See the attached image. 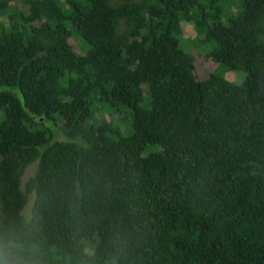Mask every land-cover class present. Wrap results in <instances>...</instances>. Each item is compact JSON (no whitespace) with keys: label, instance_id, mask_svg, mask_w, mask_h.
Returning a JSON list of instances; mask_svg holds the SVG:
<instances>
[{"label":"trees","instance_id":"trees-1","mask_svg":"<svg viewBox=\"0 0 264 264\" xmlns=\"http://www.w3.org/2000/svg\"><path fill=\"white\" fill-rule=\"evenodd\" d=\"M0 223L44 264H264V0H0Z\"/></svg>","mask_w":264,"mask_h":264},{"label":"rangeland","instance_id":"rangeland-1","mask_svg":"<svg viewBox=\"0 0 264 264\" xmlns=\"http://www.w3.org/2000/svg\"><path fill=\"white\" fill-rule=\"evenodd\" d=\"M183 26V35L181 43L186 47L190 54L194 58V69L192 75L195 80H202L209 73H211L217 66L216 62L209 56L208 52L210 50L209 46L202 45L199 40L196 38V31L191 22H182ZM69 42L73 45L76 52L81 53L79 48V42L76 38L71 37ZM226 78L236 83L241 82L245 78V73H237L234 71H227L225 74ZM98 114L102 115L104 118L111 119L117 124L123 133L130 128L128 116L125 110L121 111L120 109L109 108L107 105H99ZM36 164H33L28 167L24 175L23 180H25L29 175L34 171ZM33 200V195H28V203L25 206L23 213L28 216L30 211V205ZM90 252V249H88Z\"/></svg>","mask_w":264,"mask_h":264},{"label":"clouds","instance_id":"clouds-1","mask_svg":"<svg viewBox=\"0 0 264 264\" xmlns=\"http://www.w3.org/2000/svg\"><path fill=\"white\" fill-rule=\"evenodd\" d=\"M40 246L17 225L0 223V264H44Z\"/></svg>","mask_w":264,"mask_h":264}]
</instances>
